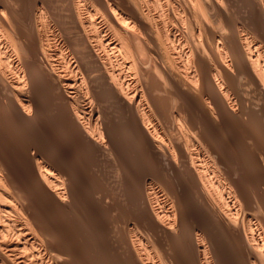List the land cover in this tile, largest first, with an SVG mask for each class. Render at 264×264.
Instances as JSON below:
<instances>
[{"label":"bare ground","instance_id":"obj_1","mask_svg":"<svg viewBox=\"0 0 264 264\" xmlns=\"http://www.w3.org/2000/svg\"><path fill=\"white\" fill-rule=\"evenodd\" d=\"M0 264H264V0H0Z\"/></svg>","mask_w":264,"mask_h":264},{"label":"rangeland","instance_id":"obj_2","mask_svg":"<svg viewBox=\"0 0 264 264\" xmlns=\"http://www.w3.org/2000/svg\"><path fill=\"white\" fill-rule=\"evenodd\" d=\"M49 122H50V121H49ZM47 124H48V123H47ZM118 124L121 125V126H118ZM49 126H50L51 128L53 127L51 123H50ZM49 126H48L47 130H46V129L44 130V131H46V133H48V130H50V131L53 132V128L50 129ZM117 127H118L117 129L120 128V129H119L120 131L118 130V132H120V135H121V134L123 133V132H122V128H123L122 122H117ZM50 131H49V133H50ZM44 133H45V132H43V133H41V134H44ZM120 135H119V137H122V136H120ZM122 135H123V134H122ZM42 137H43L44 139H46V138H45V135H42ZM43 138H42V139H43ZM44 142H45V145L43 144V146L48 147L49 145H48V143H47V140H44ZM132 147H133V148H132ZM132 147L130 146L131 153H135V155L137 156V158L139 159V161H142V159L145 160V159L147 158V157H145V156H147V155H146L145 153H142L143 151H140V149H139L138 147H137V149L134 148L135 146H132ZM133 149H134V150H133ZM135 149H136V150H135ZM138 149H139V150H138ZM132 151H133V152H132ZM135 151H138V153H139V152H140V153H139V154H136L137 152H135ZM140 154H141L142 156H139ZM232 154H233V156L236 155V154H234L233 152H232ZM143 155H145V156H143ZM140 158H142V159H140ZM235 158H236V156H235ZM144 160H143V161H144ZM143 161H142L141 163H145V162H146V160H145L144 162H143Z\"/></svg>","mask_w":264,"mask_h":264}]
</instances>
